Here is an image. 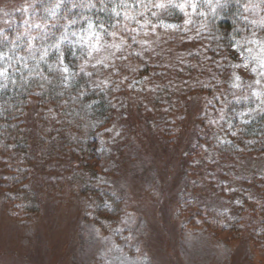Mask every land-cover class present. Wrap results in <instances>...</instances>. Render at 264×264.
Returning <instances> with one entry per match:
<instances>
[{"label":"rangeland","instance_id":"obj_1","mask_svg":"<svg viewBox=\"0 0 264 264\" xmlns=\"http://www.w3.org/2000/svg\"><path fill=\"white\" fill-rule=\"evenodd\" d=\"M12 79L16 83L0 89V110L14 99L15 90L21 89L20 74ZM74 85L80 91L79 83ZM152 87L136 82L120 90L118 96L111 90L88 91L80 98L85 99L88 115L99 99H117L104 131L99 130L92 140L89 158L97 168L114 163L109 178L112 184L107 189L122 201L118 207L123 212L113 230L92 219L95 209L64 183L59 184L62 191L57 184L48 191L40 190L39 211L24 215L6 190L10 181L19 177L22 157L10 152L12 148L0 157V264H264L263 225H257L261 220L254 223L249 214L243 216L247 231L238 237L211 227L212 221H222L230 207H264V156L217 171L192 168L188 156L194 139L187 128L194 122L201 125L206 114L212 119L214 100L211 104L190 100L189 96L197 93L189 94L187 84L185 95H168L171 86L153 94ZM225 87L229 90L223 95L231 97L224 103L220 99L223 105L215 121L221 130L219 136L230 142L242 128L264 119V111L255 97L237 101L231 95L234 89ZM208 89L209 96L199 95L211 99L214 93ZM146 121L155 124L156 130L146 128ZM27 125L34 126L31 117ZM259 129L258 125L250 132L249 141L256 138ZM69 164L65 159L43 168L60 173ZM50 176L37 175L32 190L39 189L46 178L51 180ZM253 184L261 197L256 202L248 190ZM204 214L212 216L209 225Z\"/></svg>","mask_w":264,"mask_h":264},{"label":"clouds","instance_id":"obj_2","mask_svg":"<svg viewBox=\"0 0 264 264\" xmlns=\"http://www.w3.org/2000/svg\"><path fill=\"white\" fill-rule=\"evenodd\" d=\"M16 73L61 96L187 84L211 88L189 96L211 104L228 85L264 111V0H0V89Z\"/></svg>","mask_w":264,"mask_h":264},{"label":"trees","instance_id":"obj_3","mask_svg":"<svg viewBox=\"0 0 264 264\" xmlns=\"http://www.w3.org/2000/svg\"><path fill=\"white\" fill-rule=\"evenodd\" d=\"M141 2L150 3L151 0H141ZM233 47L236 46L233 45ZM19 88L21 89L15 90L14 99L0 110V131L3 134L0 135V157L2 159L7 155L8 148H12L10 152L18 153L22 157L18 168L19 174L17 173L19 177L11 180L6 189L14 196V203H18L24 215L28 217L35 215L40 208L38 200L42 193L40 190L48 191V187L57 184L58 190L62 191L59 184L64 183L76 192L80 200L87 202L92 210L95 209L91 212L93 213L92 219L98 223L107 224L109 231L113 230L114 225L118 224V217L123 212L121 207H118L121 206L119 203L122 201L107 189L112 184L109 178H112L110 175L114 163L111 161L107 168L101 167V169L93 167L89 163V158L93 152L92 140L96 138L99 130L104 131L105 122L109 114H113L117 99L107 98L106 101L99 99L94 109L91 110L92 114L88 115L84 104L85 99L80 101L82 97L78 95V86L74 84L71 87V96L57 95L59 89H53L51 86L46 92L37 94L36 89L39 88L37 81H31L28 84L20 82ZM207 89L208 87H194L189 90V94L205 93L209 96ZM208 91L213 92L211 88ZM117 94L120 95V91L116 92ZM230 97V94H227V96L222 95L214 99L215 106L211 108L212 119L208 120L205 117L206 114L201 125L194 122L188 126L187 130L192 133L194 139L190 156H188L190 165L194 164L192 168L199 170L207 167L209 171H217L220 168H232L234 163L240 164L241 161L252 157L264 156V119L242 128V132L234 135L230 142L224 141L219 136L221 130L215 121L216 112L222 109L220 106ZM76 101H80L79 105ZM97 109L102 110V113L96 112ZM29 117L33 121L32 128L27 125ZM100 120H102L101 123ZM258 125L260 126L259 134L253 141H249L250 132ZM145 127L149 130H156L155 124L151 121H146ZM73 147L74 151H72ZM65 159L70 164L62 168L64 172H51L47 170L48 168H43L51 162L58 163ZM190 165L187 168L191 167ZM46 173L52 175L51 180L46 178L47 180L40 185L39 189L32 190L36 187L35 177L44 176ZM248 190H251V198L255 202L261 198L254 184ZM233 208L226 210V215L221 216L222 221L217 219L215 224L212 221L211 227L214 225L213 229L220 230L221 228L220 231L230 232L238 237L239 234L247 231L242 222L245 223L247 219L243 216L249 214L251 219L255 220L254 223L256 220L262 221L257 225H263L264 239V207H250L252 209L244 210ZM204 215L205 224L209 225L212 216Z\"/></svg>","mask_w":264,"mask_h":264}]
</instances>
